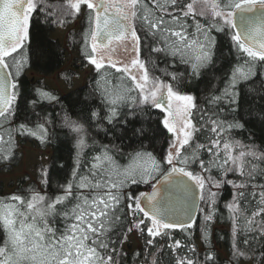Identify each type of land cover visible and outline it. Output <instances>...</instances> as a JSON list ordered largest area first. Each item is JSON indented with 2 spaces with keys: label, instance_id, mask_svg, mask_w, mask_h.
Here are the masks:
<instances>
[{
  "label": "snow or ice",
  "instance_id": "snow-or-ice-1",
  "mask_svg": "<svg viewBox=\"0 0 264 264\" xmlns=\"http://www.w3.org/2000/svg\"><path fill=\"white\" fill-rule=\"evenodd\" d=\"M67 2L69 15L83 11L86 17L83 57L99 75L97 85L115 81L114 87H98V103L88 107L89 126L105 135L117 128L127 134L131 121L123 109L148 106L166 113L158 123L171 138L159 159L140 139L141 147L127 154V164L117 159L125 155L118 145L97 146L92 141L95 154L88 152L91 159L81 164L89 144L84 124L72 116H80L77 107L85 102L69 101L71 115L63 116V126L77 137L72 180L55 198L30 190L27 196L13 194L0 200V264H119L122 253L112 236L120 228L145 234V247L135 254L137 264H160L165 256L166 264H214L212 253L196 258L195 245L183 244L173 232L179 230L187 239L193 216L202 212V237L207 243L209 229L218 219L220 189L226 185L233 189L231 200L224 204L233 264H245L257 250L261 255L257 264H264V147L233 135L246 123L239 115L240 93L252 90L257 68L264 71V0ZM38 10L45 17L51 15L44 0H0V160L11 158L17 135L44 142L49 138L48 125L56 120L44 107L59 104V99L38 89L31 100L32 118L26 115L24 123L11 126L19 96L15 78L24 67L23 50ZM214 33L229 38L237 59L224 74L219 93L209 96L208 107L201 108L195 96L174 85L215 67ZM125 41H131L135 53L130 63L106 60L104 50L114 51V42ZM142 41L151 54L169 66L184 65L185 72L165 69L162 75L167 81L150 76L141 59ZM260 91L264 92V78ZM131 131L146 138L142 128ZM46 175L43 172L41 178ZM139 184L151 191H127ZM58 218L62 229L56 226Z\"/></svg>",
  "mask_w": 264,
  "mask_h": 264
},
{
  "label": "trees",
  "instance_id": "trees-1",
  "mask_svg": "<svg viewBox=\"0 0 264 264\" xmlns=\"http://www.w3.org/2000/svg\"><path fill=\"white\" fill-rule=\"evenodd\" d=\"M50 16L45 17L43 13L38 12L34 14L32 26L30 30V39L23 50V59L25 61L21 73L15 79L19 85V96L15 102L17 116L13 117L12 125L25 122V116L29 119L32 118L31 114L33 106L31 100L36 96V90L46 91L59 99V104L52 102L45 104L44 111L49 117L55 115L56 120L54 124L48 125L49 138L44 142L34 136L17 135L15 137V146L11 149V158L9 160H0V168L4 172H9L13 167L20 163L22 154L20 153L21 145L31 143L35 147L44 150L50 149L51 155L47 162H42L37 165V182H29L27 177L18 179L14 193H6L5 186L0 183V200H6L13 194L29 195L30 190H35L41 195L51 199L55 196L62 194V186L66 182L72 180V172L77 163V150L75 147L76 134L63 126V116L67 113L71 115L69 109V101H84L77 107L80 111V116H72V119L77 120L79 123L84 124L86 129V139L89 147L85 149V153L81 155L80 162L84 163L85 160H90L91 156L87 155L92 150V141L96 145L110 144L118 145L120 151L125 155L121 157L117 155V159L121 164H127V154L132 153L134 150L141 147L139 140L143 139V146L147 151H150L159 159L167 150L168 142L171 134L163 129V125L158 123L165 117V113L160 109L154 107L142 106L137 108H124L123 111L129 113V120L131 123L127 125V134L123 129L117 128L114 132H109L105 135L97 128L90 127L88 124V107L95 105L98 101L95 99L97 96L98 87H105L106 84L97 85L96 81L99 80V75L92 69L86 82L78 87L73 88V81L79 76V71L88 68V62L83 57V52L86 51L84 43V33L87 30L86 17L81 12L80 14L69 15L67 0H44ZM76 19H80V26L78 30L71 29L68 33L67 44L64 46L62 42L53 37V34L58 28H68ZM216 62L214 68H209L201 73L197 78H189L181 80L178 85H174L180 91L195 96L196 103L199 107H208L206 104L209 96L219 93L224 85V74L236 63L235 50L230 48V40L228 37L221 34H216ZM71 50L76 54L74 60V69L68 71H61L66 63L67 51ZM141 59L147 63L150 76L159 77L167 81V77L162 75V72L167 69L168 71L178 70L185 72L184 65L169 66L165 61L154 54L149 52L148 45L142 41ZM32 71L42 77H50L58 73L60 79H63L69 86L70 91L61 93L56 89L50 87L44 79H33L29 77L28 72ZM264 78V71L257 68V77L255 78L252 90L245 88L241 91V105L242 108L239 115L243 116L245 127L243 130H238L233 135L245 143H255L257 147H264V92H261V80ZM115 82V81H113ZM36 112L43 115L40 108L35 109ZM224 116L231 119V115L226 111ZM39 121H36L38 123ZM30 127L32 125H29ZM143 129L146 138H138L133 135L131 129ZM46 172L47 175L42 179V173ZM229 178H232L231 176ZM46 181V182H45ZM150 186L145 184L133 185L127 191L133 194L148 191ZM233 189L231 185H226L220 189L219 198V212L218 219L211 225L209 229V240L205 243L202 237L203 228V213L199 212L196 222L189 229L191 235L185 239V234L179 230L173 232L174 238L182 241L183 244L195 245L196 258H203L209 253L215 257L214 264H233L234 257L232 256L233 240L230 235V225L226 220L227 210L224 204L231 200ZM204 204L201 202L200 208L204 209ZM56 226L60 229L64 227L62 220L59 218L56 221ZM141 240V246L138 249L129 251L124 248L126 239H121L123 235L126 238L129 233H125L123 228L112 236L113 241L119 242L118 251L122 253V259L119 264H137L136 253L145 247V234L138 231ZM160 241V238H156ZM171 241H168L170 243ZM161 245L164 241H160ZM217 245H221L228 253L226 259H222L216 249ZM261 247H264L262 245ZM179 254H183L182 252ZM187 255L192 256L191 252ZM168 257L165 256L160 264H166ZM260 251L255 252L253 259H248L246 262H253L257 264L260 261Z\"/></svg>",
  "mask_w": 264,
  "mask_h": 264
},
{
  "label": "rangeland",
  "instance_id": "rangeland-1",
  "mask_svg": "<svg viewBox=\"0 0 264 264\" xmlns=\"http://www.w3.org/2000/svg\"><path fill=\"white\" fill-rule=\"evenodd\" d=\"M79 26L80 19H76L68 28H58L53 34V37L59 39L62 44L66 46L69 31L71 29L78 30ZM112 48L114 49V51L104 50L106 60L108 57H110L118 65L129 64L131 59H133L135 56V53L132 51L131 41L114 42ZM75 58L76 54L68 49L66 63L61 71L74 69ZM92 69L93 67L89 66L88 68L79 71V76L76 77L73 81V88L82 86L86 82ZM28 75L29 77L36 80L40 78L44 79L50 87L56 89L61 93L70 91L68 84L63 79L59 78L58 73H55L50 77H42L35 72L29 71ZM114 85L115 82H113L112 84H106L105 87L111 88L114 87ZM20 153L22 154L20 163L17 166L13 167L11 171L4 172L0 168V183L4 184L6 193H14L16 183L20 178L27 177L29 182H37V165L49 160L51 150H41L31 143H26L21 145ZM140 246L141 240L139 238L138 231L134 230L130 232L126 238V242H124V248L131 252L135 249L140 248ZM216 249L222 259H226L228 257V253L223 246L217 245ZM245 264L254 263L245 262Z\"/></svg>",
  "mask_w": 264,
  "mask_h": 264
},
{
  "label": "water",
  "instance_id": "water-1",
  "mask_svg": "<svg viewBox=\"0 0 264 264\" xmlns=\"http://www.w3.org/2000/svg\"><path fill=\"white\" fill-rule=\"evenodd\" d=\"M165 114H166V113H165ZM150 191H151V189H149V190H148V191H146V192H150ZM200 205H201V202H200ZM198 213H199V212H197V214H196L195 216H193V221H194V223H195V222H196V220H197ZM194 223H193V224H194ZM193 224H192V225H193Z\"/></svg>",
  "mask_w": 264,
  "mask_h": 264
}]
</instances>
